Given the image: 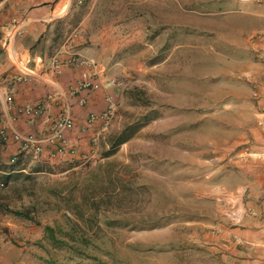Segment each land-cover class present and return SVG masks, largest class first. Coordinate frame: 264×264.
Segmentation results:
<instances>
[{"label":"rangeland","instance_id":"rangeland-1","mask_svg":"<svg viewBox=\"0 0 264 264\" xmlns=\"http://www.w3.org/2000/svg\"><path fill=\"white\" fill-rule=\"evenodd\" d=\"M112 1L139 11V0ZM157 4L146 68L120 79L111 119L87 125L65 164L0 177V215L21 264H215L222 231L248 215L238 164L256 106L245 72L264 44L238 37L232 0ZM238 187L245 212L232 223L216 198Z\"/></svg>","mask_w":264,"mask_h":264},{"label":"crops","instance_id":"crops-1","mask_svg":"<svg viewBox=\"0 0 264 264\" xmlns=\"http://www.w3.org/2000/svg\"><path fill=\"white\" fill-rule=\"evenodd\" d=\"M76 1L0 0V129L5 130V139L0 136V177L28 170L39 173L65 164L70 157L67 150L55 155L54 146L41 153L22 150L12 138L13 129L45 135L68 100L74 127L65 136L70 148H79L89 135L85 132L89 113L104 109L108 93L117 95V88L103 83L97 91L69 96L80 69L63 66L57 75L50 59L72 31H77V37L71 50L83 59L99 62L100 77L131 80L146 68L142 54L151 48L160 29L150 7L157 8L160 0H139L137 13L130 12V4L116 11L112 0H86L80 5ZM232 8L239 19L232 25L238 37L264 44V0H232ZM13 19L24 21L21 33L15 31ZM174 20L173 16V30ZM246 70L256 106V125L238 164L246 178L248 215L222 231L221 242L212 247L218 254L215 264H264V62L253 57ZM27 71L31 75L22 80ZM82 97L84 105L78 102ZM39 103L45 109L38 117L18 113L21 107ZM12 157H17L14 163H10ZM6 226L10 225L0 215V264H21L24 249L10 243Z\"/></svg>","mask_w":264,"mask_h":264},{"label":"built area","instance_id":"built-area-1","mask_svg":"<svg viewBox=\"0 0 264 264\" xmlns=\"http://www.w3.org/2000/svg\"><path fill=\"white\" fill-rule=\"evenodd\" d=\"M85 1L86 0H77L76 3L80 5ZM12 24L17 33H21L23 31V20L13 19ZM76 37L77 31H72L69 35H67L64 38L60 49L50 59V66L57 75L62 72L63 66L72 69H80L78 81L76 82L74 88L69 91V96H76L85 92L97 91L103 86V83L112 88H122L124 84L120 79L112 76L104 78L99 76L100 71L98 70V67L100 64L95 59H83L71 50L73 46V40ZM257 57L264 62V49L263 51L257 53ZM30 75L31 71H27V73L23 75L22 80H27L28 76ZM9 99L10 98L6 97V102L10 103ZM78 102L80 105H84L86 99L82 97L78 100ZM116 106L117 101L115 95L113 93H108L105 96L104 109L98 114L94 112L89 113L87 125L92 124L97 119L106 124L113 116ZM44 109L45 106L40 103L31 104L19 108L18 113L31 117H38L43 113ZM73 127L74 120L71 113L70 103L68 100H66L61 113L49 125L48 133L45 135H40L35 132L22 134L19 131L13 129L12 138L20 145L22 150H31L35 153H41L46 147L54 146L55 155L59 152H64L67 148L70 150V153H74V148L69 147L68 140L65 136L66 132L72 130ZM0 136L5 139V130L3 128L0 129ZM54 154L52 153V155ZM16 159L17 157H12L10 163H14ZM244 190L245 188L238 187L234 192L235 194L230 193L227 195V197L225 196L224 199L223 197L216 198L218 202H222L224 207V216L232 220V223H237L242 218V214L245 212L244 208L242 209V196L244 194ZM233 201H235L237 206L236 209H233L234 204H230L233 203ZM229 204L231 206L228 209L227 207Z\"/></svg>","mask_w":264,"mask_h":264},{"label":"trees","instance_id":"trees-1","mask_svg":"<svg viewBox=\"0 0 264 264\" xmlns=\"http://www.w3.org/2000/svg\"><path fill=\"white\" fill-rule=\"evenodd\" d=\"M7 211L10 212V213H12L15 216H19V217H22L24 219L37 222L35 220V217L32 214H30L29 212H27V211L17 210V209H7ZM44 231H45V233H47V234L50 235V238L51 239L54 238V229L52 227L46 225V226H44Z\"/></svg>","mask_w":264,"mask_h":264}]
</instances>
